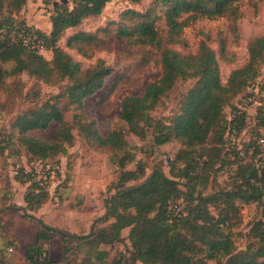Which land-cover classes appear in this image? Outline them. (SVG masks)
Returning <instances> with one entry per match:
<instances>
[{"label": "trees", "instance_id": "obj_1", "mask_svg": "<svg viewBox=\"0 0 264 264\" xmlns=\"http://www.w3.org/2000/svg\"><path fill=\"white\" fill-rule=\"evenodd\" d=\"M111 1L59 3L51 11V30L47 33L28 26L16 16L27 0H0V87L7 77L24 72L48 84L67 81L53 102L49 100L23 111L13 123V129L22 136V144L34 163L41 162L46 167L52 159L67 154L75 141V129L89 146L108 147L115 152L127 149L122 131L114 129L103 135L95 121L82 114L85 99L105 86L113 72L112 66L99 58L84 68L59 44L68 29L77 28L89 17L100 16ZM242 1L154 0L145 11L127 8L121 12L123 24L118 27V35L130 47L148 49L141 54L142 62L153 61L160 67L161 75L149 82L141 95L123 97L120 118L141 138H147L151 129L155 145L179 140L184 147L175 161L183 165L176 166L171 173L175 161L170 159L169 173L160 166L148 173L146 164L135 160V153L121 156L119 178L105 191L104 213L93 221L89 235L51 226L31 214L50 200L51 192L41 184L43 180L38 179L39 173L32 166L30 170H17L15 180L28 185L25 206L10 204L0 212L11 210L13 214L35 220V240L26 246L24 253L29 264H52L46 245L58 238L63 260L73 242H81L95 253L88 251L91 260L87 262L90 263L105 260L108 250L104 246L124 242L128 243V250L116 264H264V217L252 219L247 232L240 230L242 206L252 203L264 206V154L259 144L263 136L264 110L260 108L254 116L256 122L248 140H241L240 136L249 125V115L229 116L248 98V86L264 75L261 70L264 36L250 40L247 63L232 70L226 83L222 80L219 57L228 61L235 58L234 53L227 55L226 36L218 33L213 37L203 32L207 40L219 41L218 52L206 40L200 41L194 53H182L172 47H187L186 29L209 19H223L227 36L231 33L233 39L238 40L240 22L245 16ZM259 1L254 0L255 9ZM22 33L37 35L43 49L24 45ZM97 40L96 32L80 30L68 36L66 45L89 58L92 52L86 46H92ZM150 49L154 55L148 58ZM47 50L52 52L51 59L43 54ZM10 63L12 67L5 68ZM179 80H195V83L184 94L179 110L168 122L155 118L151 112ZM62 98L80 110L73 121L66 119L59 102ZM227 107L231 108L226 113ZM53 123L58 124L57 140L32 135L35 131H47ZM234 131L244 146L245 157L240 155L239 145L230 140ZM10 138L0 136V151L10 147ZM210 139L217 151L214 162L219 163L218 169L235 167L233 178L236 181L231 188L198 192L196 186L201 171L215 165L208 155L212 150L208 145ZM132 161H136V168L126 169ZM259 161L262 167H258ZM125 229H129L126 237L123 236ZM238 235L246 236L242 248L237 244ZM199 253H203L204 258H198Z\"/></svg>", "mask_w": 264, "mask_h": 264}, {"label": "rangeland", "instance_id": "obj_2", "mask_svg": "<svg viewBox=\"0 0 264 264\" xmlns=\"http://www.w3.org/2000/svg\"><path fill=\"white\" fill-rule=\"evenodd\" d=\"M67 0H53L50 3L45 0H27L24 7L16 16L19 20H25L28 26L39 29L43 32H50V15L54 7ZM154 0H112L104 8L100 16L89 17L77 28L68 29L60 39V46L72 57L79 61L86 68L93 65L97 59H104L112 66L113 72L107 78L105 86L94 95L85 99L82 114L95 121L99 131L106 135L117 129L123 132L127 142L125 151L115 152L111 148L92 147L80 137L76 131L73 146L68 148V153L60 155L51 160L44 167V163L38 166L40 172L47 177L46 186L51 192L50 200L37 212H31L43 219L45 222L63 227L73 233L89 235L93 221L104 213L105 191L111 183L118 180L121 168L118 159L121 156L135 153L139 162L145 163L146 171L149 173L155 167H162L169 173V164L164 162L166 157L176 160L177 154L184 145L179 140H172L163 145H155L152 141L151 129L147 138H141L132 133L127 123L120 118L121 101L129 94L141 95L145 86L161 75L160 67L147 59L142 62V55L148 51L146 48L130 47L126 40L118 33L121 12L127 8L145 11ZM245 16L240 22V38L234 40L230 33L228 36L227 25L223 19H209L196 23L187 28L185 35L189 45H173L175 50L182 53H194L199 47L201 40H206L207 44L217 52L220 49L218 40H207L204 33H210L215 37L218 33L227 37V55L235 54L233 61L224 60L219 57L222 80L228 81L232 70L244 66L248 61V44L251 39L264 36V0L258 2L254 8V0H243ZM120 22V23H119ZM161 26L163 27V21ZM96 32L97 42L92 46H86L92 56L87 58L76 49L66 45L67 38L76 31ZM47 58L52 57V52H43ZM154 55L150 49L148 58ZM12 64H6L5 68L10 69ZM264 73V62L262 64ZM264 77V75H263ZM195 83V80H179L173 90L162 98L161 103L151 112L155 118H161L168 122L170 118L179 110L184 94ZM67 81L48 84L36 80L24 72L16 76L7 77L0 87V136H11V145L5 151H0V210L16 204L25 206L24 195L27 191V184H21L15 180L18 174L15 170L16 162L26 164L31 167L34 161L30 160V155L26 152L22 144V136L13 129V123L17 116L28 109L43 104L46 101L53 102L55 97L64 89ZM61 108L64 109L66 119L74 120V115L80 110H76L66 98L59 100ZM231 107H227V113ZM256 110L249 115V125L245 128V133L240 136L241 140H248L252 135L256 120ZM58 124H51L47 131H35L32 135L44 140L58 139ZM247 131V132H246ZM241 134V135H242ZM213 141H208L212 147ZM215 148L209 152V159L214 167H207L201 171V177L197 181V191L217 190L221 188H231L236 181L233 178L235 167H224L218 169L219 163L215 160ZM56 161L59 162L56 163ZM35 164V163H34ZM171 173L183 165L174 162ZM48 166L55 170H48ZM136 161L127 164L126 169H135ZM43 169V171H42ZM264 172V169H263ZM5 195L9 197H5ZM242 204V203H241ZM240 204V205H241ZM242 206V205H241ZM263 205L245 204L242 206L243 223L241 231L249 230L250 221L255 217H264ZM0 264H29L24 253L27 244L34 241V233L37 224L33 218H26L11 210L0 212ZM129 229L123 231V236H127ZM244 235L237 236V244L242 248L245 244ZM128 242V241H127ZM49 248V258L52 264H116L121 255L128 250V243H116L113 246H104L108 250V255L101 263L92 261L88 256L91 252L86 245L81 242H73L69 247L65 259L63 260L61 239H55L46 245ZM93 255L95 253H92ZM198 258H204L203 253L198 254ZM143 264V263H138Z\"/></svg>", "mask_w": 264, "mask_h": 264}, {"label": "built area", "instance_id": "obj_3", "mask_svg": "<svg viewBox=\"0 0 264 264\" xmlns=\"http://www.w3.org/2000/svg\"><path fill=\"white\" fill-rule=\"evenodd\" d=\"M20 37L22 38L24 45L43 49L42 44L37 40V35L22 33ZM246 91H247L248 98L244 100L242 103H239L237 105L238 109L234 110V113H231V112L229 113L230 118L234 117L236 114H242V113H247L248 115H251L253 110H256V112H258L260 108H263L264 110V77L259 78L255 83H252L251 85H249ZM230 140L234 143L236 142L239 145L238 146L239 153L242 157H245L244 146L241 143L240 139L236 136L235 131L230 134ZM259 144L262 150V154H264V128H263V136L260 138ZM170 159L172 158L166 157L164 159V162L167 164ZM40 164L41 162H35V164L34 163L32 164V168H34L39 173L38 179L43 180L41 181V184L43 186H46L47 177L42 176L44 175V173L40 172L41 168L38 169V166ZM262 166H263L262 162L259 161L258 167H262ZM48 167H49L48 168L49 173H50V170H55L54 167H51V166H48ZM21 168H25V171L30 170V167H28L26 164L24 165L20 162H16L15 170L17 171ZM47 189L49 190V188Z\"/></svg>", "mask_w": 264, "mask_h": 264}, {"label": "crops", "instance_id": "obj_4", "mask_svg": "<svg viewBox=\"0 0 264 264\" xmlns=\"http://www.w3.org/2000/svg\"><path fill=\"white\" fill-rule=\"evenodd\" d=\"M42 208H43V207H42ZM42 208H41V209H42ZM41 209H40V210H41ZM46 223H47V222H46ZM48 224H49V223H48ZM50 225H51V226L58 227V228H60V229H63V227H60V226H57V225H52V224H50ZM78 234H80V233H78ZM34 240H35V237H34ZM27 245H28V244H27Z\"/></svg>", "mask_w": 264, "mask_h": 264}]
</instances>
